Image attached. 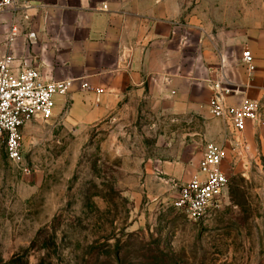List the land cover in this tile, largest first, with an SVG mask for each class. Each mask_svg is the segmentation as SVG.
Instances as JSON below:
<instances>
[{"label": "rangeland", "instance_id": "obj_1", "mask_svg": "<svg viewBox=\"0 0 264 264\" xmlns=\"http://www.w3.org/2000/svg\"><path fill=\"white\" fill-rule=\"evenodd\" d=\"M184 2L203 34L264 25V0ZM196 98L184 115L149 98L87 128L65 124L68 105L27 124L20 164L0 150V264H264V130L234 135ZM208 143L227 188L189 222L172 202Z\"/></svg>", "mask_w": 264, "mask_h": 264}, {"label": "crops", "instance_id": "obj_2", "mask_svg": "<svg viewBox=\"0 0 264 264\" xmlns=\"http://www.w3.org/2000/svg\"><path fill=\"white\" fill-rule=\"evenodd\" d=\"M16 2V10L0 12V59L10 54L45 82L72 81L54 108L57 114L68 105L70 127L87 128L126 101L149 98L184 115L198 91L205 103L216 94L228 106L255 102L264 115V25L203 34L184 0ZM11 28L17 34L8 42ZM245 51L251 72L242 63ZM82 83L102 93L83 91ZM246 130L260 129L247 124L241 134Z\"/></svg>", "mask_w": 264, "mask_h": 264}, {"label": "built area", "instance_id": "obj_3", "mask_svg": "<svg viewBox=\"0 0 264 264\" xmlns=\"http://www.w3.org/2000/svg\"><path fill=\"white\" fill-rule=\"evenodd\" d=\"M16 8V0H0V12ZM16 34V28H11L8 42ZM241 56L247 70L253 71L250 53L245 51ZM71 85L70 80L45 82L36 69L25 64L16 66L10 54L0 59V150L9 162L21 163L23 128L35 120H51L55 99L65 96ZM80 87L86 92L102 93L86 83H82ZM207 111L212 118L225 123L234 135L243 133L247 124L264 130V115L259 104L255 102L245 101L228 106L216 94L209 99ZM233 145L236 149L246 148L242 140H235ZM226 157L224 147L213 143L206 144L193 177L178 186L172 207L189 222L204 220L222 207L228 183L224 168ZM22 172L29 173L26 168Z\"/></svg>", "mask_w": 264, "mask_h": 264}]
</instances>
